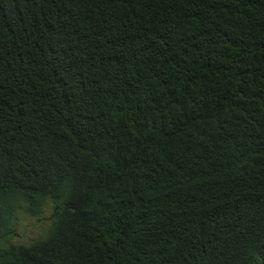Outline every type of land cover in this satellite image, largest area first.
<instances>
[{
    "label": "trees",
    "instance_id": "16d2710c",
    "mask_svg": "<svg viewBox=\"0 0 264 264\" xmlns=\"http://www.w3.org/2000/svg\"><path fill=\"white\" fill-rule=\"evenodd\" d=\"M0 264H264V0H0Z\"/></svg>",
    "mask_w": 264,
    "mask_h": 264
},
{
    "label": "rangeland",
    "instance_id": "374dc122",
    "mask_svg": "<svg viewBox=\"0 0 264 264\" xmlns=\"http://www.w3.org/2000/svg\"><path fill=\"white\" fill-rule=\"evenodd\" d=\"M45 224V221L41 219L38 220H24L19 223V236L18 241L20 243H29L34 238H38L41 235L40 227ZM46 225V224H45Z\"/></svg>",
    "mask_w": 264,
    "mask_h": 264
}]
</instances>
